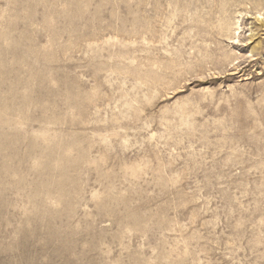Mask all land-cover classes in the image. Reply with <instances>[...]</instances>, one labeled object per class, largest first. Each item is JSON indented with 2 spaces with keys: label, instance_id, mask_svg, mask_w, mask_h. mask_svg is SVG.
Segmentation results:
<instances>
[{
  "label": "rangeland",
  "instance_id": "374dc122",
  "mask_svg": "<svg viewBox=\"0 0 264 264\" xmlns=\"http://www.w3.org/2000/svg\"><path fill=\"white\" fill-rule=\"evenodd\" d=\"M0 264H264V0H0Z\"/></svg>",
  "mask_w": 264,
  "mask_h": 264
}]
</instances>
